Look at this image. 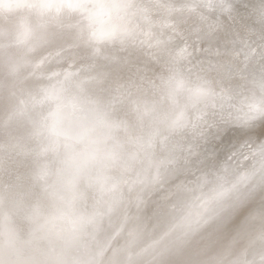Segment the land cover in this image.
I'll return each mask as SVG.
<instances>
[{
  "label": "water",
  "instance_id": "95a60500",
  "mask_svg": "<svg viewBox=\"0 0 264 264\" xmlns=\"http://www.w3.org/2000/svg\"><path fill=\"white\" fill-rule=\"evenodd\" d=\"M14 6L63 30L13 74L0 18V264H264V0Z\"/></svg>",
  "mask_w": 264,
  "mask_h": 264
},
{
  "label": "bare ground",
  "instance_id": "6f19581e",
  "mask_svg": "<svg viewBox=\"0 0 264 264\" xmlns=\"http://www.w3.org/2000/svg\"><path fill=\"white\" fill-rule=\"evenodd\" d=\"M9 6H11V5H9ZM38 7L40 9H43L44 6L42 3H39ZM51 9H54L53 6H51ZM64 11H65L64 9L62 10V8H60V9L56 10L55 13H58V15H60L62 13L59 18H64L67 16L66 20H72L73 17L71 16V14L68 12H64ZM32 13L33 12H31V15H32ZM31 15H30V12L27 11V9L23 10V9H20V7H18V6H14V8L9 7L8 10L5 8L4 9L0 8V18L2 20L7 21L6 25L10 24L9 29H13L14 27H17L21 33L18 37H15V39H13V43L15 41L16 42L18 41V42L22 43V45L20 47L12 48V51H14L13 53L16 56L24 54L22 57H24V58L26 57L25 60H23L21 62L18 61V63H16V66L11 68L12 70H15L13 74H17L19 72L20 68L18 69L17 67H22L26 63H29V64L31 62L34 63L38 58L43 56L47 51H49L51 49H55L58 46L59 42L55 41V39H57V38H54L51 35L50 31L56 32L55 33L56 35L57 34L62 35V32H60V31H62L63 28H56L53 30L52 29L49 30V28L47 26V29H48V36L47 37L45 35L40 34V35L35 36V41H30V39H27L26 24H21V25L19 24L18 25V22H22L23 19H27ZM64 24H67V22H65ZM3 27H5V26H3ZM4 41H5V33L0 36V44H1V42L3 43ZM6 47H7V51H9L10 50L9 47L7 45H6ZM30 49L32 51H30ZM28 65L23 66V68L27 67ZM6 82H7V80L3 81V78L0 77V86H1V84H4ZM0 89H1V87H0Z\"/></svg>",
  "mask_w": 264,
  "mask_h": 264
}]
</instances>
